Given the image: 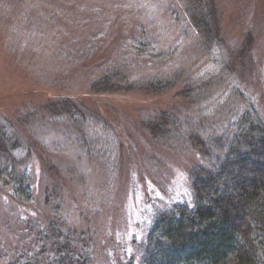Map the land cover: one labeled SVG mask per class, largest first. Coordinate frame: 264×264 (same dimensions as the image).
Here are the masks:
<instances>
[{
  "label": "rangeland",
  "instance_id": "obj_1",
  "mask_svg": "<svg viewBox=\"0 0 264 264\" xmlns=\"http://www.w3.org/2000/svg\"><path fill=\"white\" fill-rule=\"evenodd\" d=\"M217 2L225 49L206 57L181 0H0V125L18 128L36 177L29 204L0 186V264L28 251L34 264H54L40 239L52 222H63L65 232L70 226L90 264H140L155 214L194 203L190 175L201 156L190 139L192 120L183 116L170 145L154 141L143 125L155 110L187 108L185 100L174 92L95 93L90 84L115 67L135 79L182 69L189 81H213L226 63L235 70L201 101L202 110L209 117L213 102L224 106L231 95L224 132L252 105L264 118V0ZM67 96L85 112V142L76 141L82 133L71 119L41 109ZM216 157L207 163L217 165Z\"/></svg>",
  "mask_w": 264,
  "mask_h": 264
},
{
  "label": "trees",
  "instance_id": "obj_2",
  "mask_svg": "<svg viewBox=\"0 0 264 264\" xmlns=\"http://www.w3.org/2000/svg\"><path fill=\"white\" fill-rule=\"evenodd\" d=\"M181 5L197 50L206 57L223 51L226 31L217 0H181ZM132 46L136 49V40ZM224 66L213 81H189L182 69L135 79L115 67L90 84L95 93L137 91L155 96L174 92L176 98L185 100L182 104L187 108L175 104L155 110L143 121L145 131L158 143L170 145L185 126L183 116L192 120L190 139L201 156L190 175L194 203H176L155 214L139 249L140 264H264V118L252 105L224 132L222 121L231 120L233 113L231 95L224 106L213 102L206 112L212 106L217 109L209 117L202 110L206 104L201 101L208 102L214 87L235 70L233 65ZM184 108L188 112L180 116ZM41 109L53 117L71 119L76 135L82 133L76 141L85 142L81 127L85 112L73 98H60ZM17 131L0 125V186L29 204L36 196V177L29 168L30 152L23 156L28 146ZM213 154L219 156L215 166L207 163ZM65 226L52 222L42 228L43 252H50L54 264H90V258L77 251L70 226L62 231ZM29 229L34 236V227ZM48 240L52 242L49 247ZM36 260L34 252H21L9 264H34Z\"/></svg>",
  "mask_w": 264,
  "mask_h": 264
}]
</instances>
